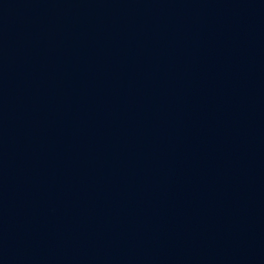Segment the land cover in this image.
I'll use <instances>...</instances> for the list:
<instances>
[{"label":"water","instance_id":"95a60500","mask_svg":"<svg viewBox=\"0 0 264 264\" xmlns=\"http://www.w3.org/2000/svg\"><path fill=\"white\" fill-rule=\"evenodd\" d=\"M0 264H264V0H0Z\"/></svg>","mask_w":264,"mask_h":264}]
</instances>
